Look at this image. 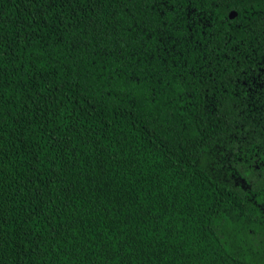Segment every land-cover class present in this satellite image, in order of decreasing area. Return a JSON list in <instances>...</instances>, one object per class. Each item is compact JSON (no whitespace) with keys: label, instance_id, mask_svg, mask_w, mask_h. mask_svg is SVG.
<instances>
[{"label":"trees","instance_id":"trees-1","mask_svg":"<svg viewBox=\"0 0 264 264\" xmlns=\"http://www.w3.org/2000/svg\"><path fill=\"white\" fill-rule=\"evenodd\" d=\"M0 264H264V0H0Z\"/></svg>","mask_w":264,"mask_h":264},{"label":"water","instance_id":"water-1","mask_svg":"<svg viewBox=\"0 0 264 264\" xmlns=\"http://www.w3.org/2000/svg\"><path fill=\"white\" fill-rule=\"evenodd\" d=\"M234 15H235V12H234V11H230V12L228 13V17H229V18H232Z\"/></svg>","mask_w":264,"mask_h":264}]
</instances>
